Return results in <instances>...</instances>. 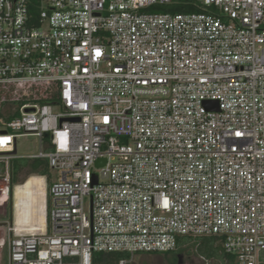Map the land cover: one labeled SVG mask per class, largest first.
<instances>
[{"label": "built area", "instance_id": "2783aa9c", "mask_svg": "<svg viewBox=\"0 0 264 264\" xmlns=\"http://www.w3.org/2000/svg\"><path fill=\"white\" fill-rule=\"evenodd\" d=\"M181 2L199 10H149ZM11 90L29 101L0 119L1 196L20 136L40 138L27 157L56 177L44 226L4 223L9 264H92L209 235L259 264L264 0H0V97Z\"/></svg>", "mask_w": 264, "mask_h": 264}, {"label": "trees", "instance_id": "16d2710c", "mask_svg": "<svg viewBox=\"0 0 264 264\" xmlns=\"http://www.w3.org/2000/svg\"><path fill=\"white\" fill-rule=\"evenodd\" d=\"M149 10H160L163 12H187L198 11L199 8L192 7L185 2L177 4L154 5L149 7ZM26 98H23L20 103L22 104ZM54 102V101H51ZM17 115V111L4 112L0 108V119L10 120ZM4 168L0 164V175L3 173ZM10 171L12 178V185L23 183L32 174L47 176V189H48V210L50 208L49 190L52 184L51 177L49 176L50 167L48 161L42 158L31 157H18L11 160ZM24 175V177H22ZM190 248V249H189ZM191 248H195V254L205 259H219L225 264H233V254L225 252L222 248V239L219 236H182L179 238L177 250H185L188 253L192 252ZM133 257L127 252H96L93 255L92 264H134ZM259 264H264V251L260 255Z\"/></svg>", "mask_w": 264, "mask_h": 264}, {"label": "rangeland", "instance_id": "374dc122", "mask_svg": "<svg viewBox=\"0 0 264 264\" xmlns=\"http://www.w3.org/2000/svg\"><path fill=\"white\" fill-rule=\"evenodd\" d=\"M157 12H163L160 10H153ZM6 90H3L5 92ZM12 92H7L6 99L5 97H0V106H2L4 112L11 111V108H18L21 104L20 101L22 99H14L15 92L14 90H11ZM29 100H24L23 102H28ZM17 152L20 155V157H27L30 154H37L42 150L40 138L33 135H24L17 138ZM3 167V164L0 163ZM37 175L38 174H32ZM40 176V175H39ZM49 176L51 177V181L53 182L54 178L56 177L55 171L50 168ZM24 177V175L22 176ZM31 177V176H30ZM28 177L26 181L30 178ZM47 177V176H46ZM25 181V182H26ZM19 183V184H24ZM2 185L1 177H0V186ZM16 186L18 184H15ZM15 186V187H16ZM48 192V190H47ZM14 194L12 193L9 197L4 198L0 194V223L9 222L12 223L15 221V208H14ZM86 202H88V198H86ZM46 211V209H45ZM47 213V211H46ZM45 213V216H46ZM47 219V216H46ZM45 219V223L46 222ZM33 224L35 226H38L36 224V220L32 219ZM8 223V224H9ZM7 224H0V239L4 238L5 229ZM6 237V236H5ZM190 249V248H189ZM192 252H187L185 250H175V251H169V252H158V253H142L135 255L133 257V263L134 264H179L178 261V253H184L186 261L183 259V264H225L219 259H205L197 254H195V248H191ZM187 254L188 257H186ZM233 264H239L237 259L234 257L232 260ZM0 264H9V247L7 244L4 245L3 249L0 248Z\"/></svg>", "mask_w": 264, "mask_h": 264}, {"label": "bare ground", "instance_id": "6f19581e", "mask_svg": "<svg viewBox=\"0 0 264 264\" xmlns=\"http://www.w3.org/2000/svg\"><path fill=\"white\" fill-rule=\"evenodd\" d=\"M45 188L42 176L32 175L24 184L14 188L15 221L21 225L32 218L36 220L32 228L45 225Z\"/></svg>", "mask_w": 264, "mask_h": 264}, {"label": "crops", "instance_id": "0c3cea01", "mask_svg": "<svg viewBox=\"0 0 264 264\" xmlns=\"http://www.w3.org/2000/svg\"><path fill=\"white\" fill-rule=\"evenodd\" d=\"M41 141V140H40ZM42 147V146H41ZM43 148H47V146H46V144L43 146ZM32 176V175H31ZM41 176V175H40ZM42 178H43V183H44V188H45V204H46V207H48L47 205H48V192H47V177L46 176H42ZM14 194V193H13ZM50 203V202H49ZM14 208H15V204H14ZM47 215V214H46ZM33 220H34V218H32ZM32 219L30 220V221H25L24 223L25 224H28V225H32L33 224V221H32ZM46 221H47V219H46ZM5 223V222H4ZM4 223H0V224H4ZM12 223H14V224H17L16 223V221H13ZM21 224H23V223H21ZM4 234H5V232H4Z\"/></svg>", "mask_w": 264, "mask_h": 264}, {"label": "water", "instance_id": "95a60500", "mask_svg": "<svg viewBox=\"0 0 264 264\" xmlns=\"http://www.w3.org/2000/svg\"><path fill=\"white\" fill-rule=\"evenodd\" d=\"M216 109H218V105L216 107ZM46 136H48V134H46ZM14 153H16V151H14ZM105 162V159H101L98 161V165H101ZM183 256H184V253H178V261H179V264H183Z\"/></svg>", "mask_w": 264, "mask_h": 264}, {"label": "flooded vegetation", "instance_id": "af4514ba", "mask_svg": "<svg viewBox=\"0 0 264 264\" xmlns=\"http://www.w3.org/2000/svg\"><path fill=\"white\" fill-rule=\"evenodd\" d=\"M188 255L190 256V254H187L186 257H188ZM183 259L186 261L185 254L183 256Z\"/></svg>", "mask_w": 264, "mask_h": 264}]
</instances>
